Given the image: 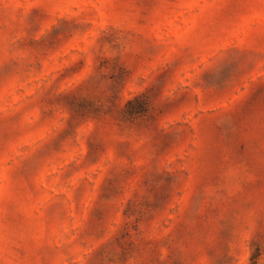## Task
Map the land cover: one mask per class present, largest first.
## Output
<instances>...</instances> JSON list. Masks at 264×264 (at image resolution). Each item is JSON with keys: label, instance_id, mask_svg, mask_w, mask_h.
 Masks as SVG:
<instances>
[{"label": "rangeland", "instance_id": "obj_1", "mask_svg": "<svg viewBox=\"0 0 264 264\" xmlns=\"http://www.w3.org/2000/svg\"><path fill=\"white\" fill-rule=\"evenodd\" d=\"M0 264H264V0H0Z\"/></svg>", "mask_w": 264, "mask_h": 264}]
</instances>
